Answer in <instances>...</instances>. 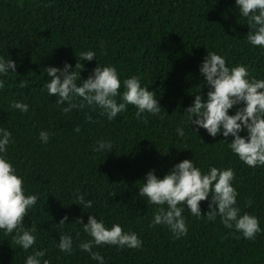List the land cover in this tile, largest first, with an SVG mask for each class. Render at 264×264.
<instances>
[{
	"label": "trees",
	"instance_id": "trees-1",
	"mask_svg": "<svg viewBox=\"0 0 264 264\" xmlns=\"http://www.w3.org/2000/svg\"><path fill=\"white\" fill-rule=\"evenodd\" d=\"M249 31L236 0H0V58L17 65L16 73L0 74V129L11 132L0 155L23 179L25 195L37 196L24 218L25 230L35 229L36 243L25 251L14 242L15 231L0 229V264H26L36 250L45 252L41 264H99L80 248L92 237L76 220L87 224L89 215L108 229L119 224L142 241L139 249L94 246L104 264H264V166L242 162L228 145L232 136L221 132L213 138L203 128L195 133L185 113L200 90L206 99L209 87L200 66L208 52L221 55L230 69L246 66L249 79H264V48L248 42ZM89 50L95 59L81 61V52ZM77 61L83 65L78 86L97 65L111 66L121 95L123 81L139 77L141 87L155 93L160 113L145 112L138 119L133 105L112 120L99 107L63 112L68 103L48 95L51 77L45 69L67 63L73 71ZM15 102L28 105V112L13 109ZM42 131L49 135L47 143ZM240 135L246 137V130ZM102 141L111 142L113 150L97 151ZM185 159L205 174L211 167L234 171L236 206L260 223L255 240L226 228L219 215L214 221L193 216L186 205H180L186 236L152 226L158 206L140 197L139 188L149 171L162 179ZM79 195L92 202L90 209L77 205ZM210 202L211 195L200 203L202 215ZM65 216L66 223L59 224ZM61 235L72 238L71 253L59 249Z\"/></svg>",
	"mask_w": 264,
	"mask_h": 264
},
{
	"label": "clouds",
	"instance_id": "clouds-1",
	"mask_svg": "<svg viewBox=\"0 0 264 264\" xmlns=\"http://www.w3.org/2000/svg\"><path fill=\"white\" fill-rule=\"evenodd\" d=\"M236 5L243 17L248 19L250 31L247 40L253 46L264 48V0H236ZM94 51L81 52L80 60L92 61L95 59ZM71 65L64 67H49L45 69L50 82L46 84L49 96H57L58 104L68 103L63 112L68 113L74 108L83 109L85 106L93 110L99 107L101 115H106L112 120L117 114L126 111L127 105L137 108L136 116L139 119L142 113L158 115L161 111L159 101L154 92L148 88L141 87L140 78L133 76L123 81L125 91L121 95V80L117 70L111 66L97 67L93 74L80 80V71L83 65L77 61L75 70L70 71ZM17 65L13 60L0 58V74L16 73ZM79 69L77 72L76 70ZM200 75L205 79L209 91L206 99L200 94H195L192 106L188 107L185 113L188 116L190 125L198 129H205L210 136L215 138L217 134L234 139L228 143L230 149L239 159L249 167L264 166V79L258 80L255 77L249 79V69L244 65L229 68L226 60L215 52H208L200 66ZM24 84L21 83V87ZM4 82L0 80V88ZM122 102H117V97ZM77 98H82L76 103ZM239 107L234 115H229V110L234 106ZM13 109H19L27 113L29 106L20 102L11 104ZM91 121V117H87ZM148 120L145 117L144 123ZM247 132L242 137V131ZM76 132L80 129L77 127ZM177 134L184 136L182 128L177 129ZM0 154L6 153L7 146L11 143V132L0 129ZM41 141L47 143L49 135L47 132L40 133ZM102 149L110 152L113 150L111 142H100L97 151ZM235 179L234 171L229 169H218L211 167L205 174L194 166L193 160L185 159L176 164L162 179L158 178L153 171L146 175V183L139 188L140 197H147V202L157 205L154 214L153 224L167 226L176 238L187 235V225L182 213L186 205L193 216L198 218L207 217L214 221L217 215L228 229H235L245 239L255 240L256 235L261 232L260 223L257 217L248 213L240 214L236 206L237 191L232 186ZM209 211L202 215L200 203L208 200ZM79 204L85 208H91L92 202L85 201L84 196L77 197ZM37 202V196L25 195L24 181L16 174V169L8 162L3 155H0V229L6 234L15 231L14 242L27 251L36 243V237L32 234L35 231L25 230L24 218L28 216L29 209ZM251 204V201H248ZM167 205V208L164 207ZM68 217H63L59 224H65ZM76 224L83 225L84 232L88 233L92 240L80 244L81 250L90 253L91 258L104 264V257L93 251L94 246L114 245L119 248L139 249L142 241L134 232H124L119 224H114L110 229L106 228L102 221H98L94 215H89L88 223L77 218ZM73 240L68 235H61L59 249L65 253H71ZM45 255L44 251L36 250L28 255L26 264H41L40 258ZM48 264V261H43Z\"/></svg>",
	"mask_w": 264,
	"mask_h": 264
}]
</instances>
